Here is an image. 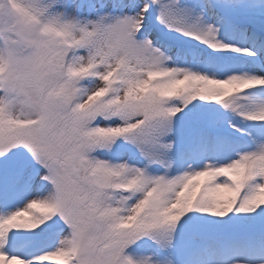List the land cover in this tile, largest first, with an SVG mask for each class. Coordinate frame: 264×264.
<instances>
[{
	"label": "snow or ice",
	"instance_id": "6c2138e0",
	"mask_svg": "<svg viewBox=\"0 0 264 264\" xmlns=\"http://www.w3.org/2000/svg\"><path fill=\"white\" fill-rule=\"evenodd\" d=\"M49 261L264 264V0H0V264Z\"/></svg>",
	"mask_w": 264,
	"mask_h": 264
},
{
	"label": "rangeland",
	"instance_id": "374dc122",
	"mask_svg": "<svg viewBox=\"0 0 264 264\" xmlns=\"http://www.w3.org/2000/svg\"><path fill=\"white\" fill-rule=\"evenodd\" d=\"M258 91L259 90H257V89H251V90H249V94L253 93V92H258ZM104 158H107V157H104ZM21 206H22V202H21ZM47 264H56V262L55 261H49V262H47Z\"/></svg>",
	"mask_w": 264,
	"mask_h": 264
}]
</instances>
